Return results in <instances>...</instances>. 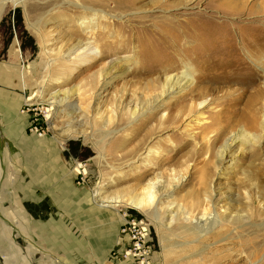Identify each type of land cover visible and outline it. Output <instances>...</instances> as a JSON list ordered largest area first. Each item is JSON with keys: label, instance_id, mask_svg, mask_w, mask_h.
<instances>
[{"label": "rangeland", "instance_id": "obj_1", "mask_svg": "<svg viewBox=\"0 0 264 264\" xmlns=\"http://www.w3.org/2000/svg\"><path fill=\"white\" fill-rule=\"evenodd\" d=\"M5 1L0 18V101L9 103L14 96L21 100L17 114L26 116L21 138L31 140L33 132L49 137L69 124L87 131L68 137L61 151L57 143L39 142H31L38 147L29 151L26 142L24 146L17 137L0 134V157L9 162L8 237L30 243L43 260L67 264L63 251L53 253L39 237L58 232L65 242L72 226L78 244L93 247V264H127L118 257L123 245L117 233L128 216L148 226L146 246L154 264H240L237 240L256 245L254 252L252 247L244 250L246 264H264V72L259 68L264 67V0H99L95 6L83 2L105 13L92 28L89 50L98 53L95 44L107 41L103 57L86 64L76 62L79 50L65 58L57 54L65 55L71 40H87V30L77 35L75 21L90 14L72 4L77 0H23L15 5ZM45 43L53 54L47 71ZM101 64L123 72L97 97L91 91L84 97L73 95L74 112L66 102L47 112L45 100L51 93L60 96L74 87L82 91L88 75ZM23 65L28 67L26 87L19 80ZM184 70L192 72L193 84L183 93L175 87L162 93L164 77L176 78ZM34 91L39 93L30 105L24 96ZM156 96L154 107L129 118L131 107L145 106ZM219 132L220 138L211 143L208 137ZM229 143L218 166L216 151ZM77 163L85 173L73 171ZM154 178L161 186L151 206L161 219L159 228L130 205L121 203L116 212L96 207V199L106 195L141 197L143 186ZM199 182L206 183L207 192ZM205 193L211 203L224 205L227 213L242 219L231 225L224 219L205 231L212 207L205 201L192 205L197 197L208 199ZM43 196L50 207L45 214L21 210L25 205L37 210ZM59 218L61 229H43ZM101 219L106 224L98 222ZM29 224L37 227L27 228ZM225 226L227 230L220 228ZM212 239H221L223 245L208 247ZM87 251L78 254L79 264H85L82 254ZM23 256L27 259L28 254Z\"/></svg>", "mask_w": 264, "mask_h": 264}, {"label": "bare ground", "instance_id": "obj_2", "mask_svg": "<svg viewBox=\"0 0 264 264\" xmlns=\"http://www.w3.org/2000/svg\"><path fill=\"white\" fill-rule=\"evenodd\" d=\"M23 0H10L11 3H13L14 5L19 3V2H22ZM5 0H0V18H1V15H2V11H3V7H4V4H5ZM69 2V1H68ZM83 2H89L91 5L95 6V5H99L100 2L99 0H77L75 2H72V4L75 6V7H78L82 12H87L88 14H90L89 16L88 15H82V17L80 18H77V20L75 21V24L77 25L76 26V29H77V35H81L83 33V31L87 30L86 31V35H87V40L85 41H81V40H71L70 42V49L68 47V52L65 53L64 55V51L61 53V52H57L62 54L59 58L61 57H68L70 56V54L74 51V50H79L80 52V55L78 58H76V62L78 64H86L87 62H92L94 60H97L99 58H102L103 56H101V53H102V50L103 49L102 47L104 46H107V41L106 40H103V44L99 45V44H95V46L97 47L98 49V53H96L95 51H90L89 49V43H90V40L88 38H90L91 36L94 35V31L92 30V28H94L96 26V20L98 18H101L103 19L104 16H105V13L102 11V10H98L96 8H94L93 6H89V5H85L83 4ZM78 19H80V22H78ZM36 31H39L37 28H35ZM76 33V32H75ZM41 45V44H40ZM43 45V44H42ZM46 43L45 45L43 46V50H42V53L44 55H46V63H45V66H46V71L49 69L50 65H51V61H53V54L51 53V50L46 48ZM15 50L17 51V46H15ZM184 63H186V61H184ZM31 65V64H30ZM35 67V66H34ZM111 68H113L112 66L110 67L109 65L107 64H101L97 70L95 71H92L88 77H87V82H86V85L87 87L84 88L82 91L79 89V87H74V88H71V89H68L67 91H61L60 92V96H59V92L55 91L53 93H51L50 97H48L45 101L47 102V104L50 105V108H48L47 112H49L52 108L51 106L53 105H57L58 103H65V106L66 107H70V112H74L76 107L75 105L71 104V97L73 95L76 94V96L78 95V98L79 96H82L84 97L83 95H88L89 94H93V97H97L98 95H100L101 93H103L106 89V87L111 83V81L117 77H119L120 74H122L123 71H118L116 72V68H113V72H111ZM193 68V66H192ZM263 72H264V67H259ZM26 69V70H25ZM28 67L23 65V70H22V73L20 74L19 76V80H20V83L22 85V87H26V83H27V80H28V76H27V73H24L25 71H27ZM35 70V69H34ZM51 71V70H50ZM29 74V73H28ZM32 74V73H31ZM47 76V74H46ZM49 76L51 77L50 73H49ZM181 77V78H180ZM52 78V77H51ZM47 79V78H46ZM49 79V78H48ZM193 84V77H192V72L190 70H184L182 73H181V76H177L176 78L174 77V75H166L164 77V90L162 91V93H168V92H172L173 88L174 90L179 94V93H183L185 92V90L187 88H189L191 85ZM36 89V88H35ZM40 91V96L41 94V91L42 90H39ZM39 91H37V93H39ZM81 91V92H80ZM88 91H91L88 92ZM35 92V91H34ZM32 92L28 95H26V97L24 96V101H27L30 103V105H35V100H37V93L35 92ZM88 92V93H87ZM157 97H154L153 99H151L145 106H142L140 108L136 107V106H133L129 109V118L131 120H134L136 119L140 114H142L144 111H147V109H151L152 107H154V102L157 100ZM256 99H258L260 96L257 94L256 96H254ZM264 97V96H263ZM81 99V97H80ZM34 102V103H33ZM82 111L84 112L85 110L82 109ZM254 111H252V115L251 117H249V121L252 123L254 118H253V114H254ZM25 113V112H24ZM73 114V113H72ZM99 117H101V115H99ZM201 125L203 126L204 125V122L202 120V123ZM79 126L78 125L77 127H74V125L72 124H69L66 126V129H61L60 132H57V131H53V135L52 136H47L46 134L44 135H41V134H37L36 132H33L31 136L35 141H33V139H27V137L25 138H21L18 139V144L20 143H24L23 145L25 146V142L29 145V151L31 150V148H36L38 147L37 146H32L31 144H37L38 142L41 144H45V145H53L54 143H57L59 145V149L60 151L63 149V145L65 143V141L68 139V137L70 136H76V135H86L87 131H85V128L84 129H79ZM221 132H219L218 134H214L212 136H209L208 137V140L211 142V143H215L216 141L215 140H218L221 136ZM215 141V142H214ZM229 141H232V138H230ZM32 142V143H31ZM210 143V145H212ZM22 145V146H23ZM230 143L227 144V145H224L222 146V149L219 150V151H216V153H218V159H217V163H218V166L221 164V162L225 159L226 155H227V149L229 147ZM21 147V146H20ZM221 147V145L218 146V148ZM45 150V149H44ZM47 151V150H46ZM28 153V152H27ZM225 153V155H224ZM29 154V153H28ZM54 154V153H53ZM52 154V155H53ZM50 157V156H49ZM101 158V155L99 156ZM57 158V156H56ZM58 159V158H57ZM29 162V161H27ZM73 171L77 172V173H85V169H83V166L82 164L80 163H77L76 166L74 167ZM32 171H28V178L29 176L31 175ZM27 175V174H26ZM180 177H178L179 179ZM177 179V180H178ZM29 183V181H28ZM200 184L203 185V189L205 192L206 189H208V187H206V183L204 182H199ZM161 190V186L159 185V181H157V179H151L149 180L144 186H143V194L141 197H132V196H126L124 197L123 195H106L104 197H100L98 199H96V207L98 209H108V208H113L112 210H115V207L119 206L121 203H124L126 205H130L132 208L138 210V211H141L145 214H147V216L151 217L153 223L157 226V228H159L161 226V219L158 215L157 212H155V210L153 208H151V206L153 205L154 201L157 199V197L159 196V191ZM201 191V190H200ZM209 192V191H208ZM207 194V193H205ZM198 195V194H197ZM208 195V194H207ZM206 195V196H207ZM200 196V195H199ZM210 195L207 196V198L209 197ZM204 203L205 201V205H208L209 207L211 206L212 207V214H211V217L209 218L208 222L206 223V227H205V231L209 232V230H211L213 228V226L217 223V222H221V220H226L228 219V221L226 222V224H233V223H237L238 221H240L242 219V215H239V214H235L234 216H231L230 215V211H228V213L226 212L227 209L224 208V205H219L218 207L216 206V203L213 204L211 203V198H201V199H198V197L196 198V201L192 204V205H195L196 203ZM202 203V204H203ZM197 205V204H196ZM195 205V206H196ZM194 206V207H195ZM204 208V206H202ZM208 208V207H207ZM223 208V209H221ZM196 209V208H195ZM246 211V210H245ZM247 212H249V210L247 209ZM251 212V211H250ZM246 213V212H245ZM206 214V213H205ZM204 214V215H205ZM210 214V213H209ZM250 214V213H249ZM248 215V214H247ZM125 215L121 216V218H123ZM224 216V217H223ZM126 217V216H125ZM124 217V218H125ZM195 217V216H194ZM112 218V217H111ZM173 218V217H172ZM246 218V217H244ZM204 219V218H203ZM206 220V219H204ZM228 225V226H229ZM228 226H225V227H220L221 229L223 230H227V227ZM164 227V226H163ZM199 227H201L199 225ZM195 228V227H194ZM198 228V227H197ZM188 229V228H187ZM178 230V229H177ZM204 231V232H205ZM200 232H203L200 231L197 232L198 235H200ZM213 235V234H212ZM229 236V235H228ZM231 237V236H230ZM227 238V237H226ZM197 239V238H196ZM195 239V240H196ZM203 239V238H202ZM209 239V238H208ZM231 240H229V242L235 244L237 243L238 245V255H239V259H240V264H246V261L249 259V256L245 254L244 250L247 249V250H250L251 247H252V250L251 252H254L255 250H253V248L256 246L255 243L252 241V242H249V241H238L235 242L233 240V238H230ZM241 239V238H240ZM194 240V238H193ZM214 239H212L213 241ZM245 240H247L245 238ZM210 241V240H209ZM206 242V241H205ZM228 242V243H229ZM196 243V242H195ZM217 244H221L223 245V242H221V239H217L216 241H213L211 242L210 244H208V247L211 246L213 248V245H217ZM230 244V243H229ZM221 245H218L214 248H217ZM236 245V244H235ZM187 246V245H186ZM191 246V245H190ZM201 247H204V246H201ZM250 248V249H248ZM219 249V248H218ZM228 249V248H227ZM201 250V249H200ZM203 250V249H202ZM213 250V249H212ZM225 250V249H224ZM215 252V251H213ZM250 252V253H251ZM200 253V252H199ZM208 253V252H207ZM235 253V252H234ZM248 253V252H247ZM249 253V254H250ZM214 254V253H213ZM233 254V253H232ZM207 255V254H206ZM188 256V255H187ZM193 259V258H192ZM196 259V258H194ZM199 259V258H198ZM238 259V260H239ZM202 260V259H201ZM222 261V260H221ZM200 262V261H199ZM203 264L205 262H202ZM207 264V263H205ZM221 264V263H220ZM233 264V263H232Z\"/></svg>", "mask_w": 264, "mask_h": 264}, {"label": "crops", "instance_id": "obj_3", "mask_svg": "<svg viewBox=\"0 0 264 264\" xmlns=\"http://www.w3.org/2000/svg\"><path fill=\"white\" fill-rule=\"evenodd\" d=\"M3 97L7 99L9 95L7 97L6 96H3ZM2 101H5V100L0 101V134L4 135L3 137L5 139L6 137L10 138L11 140L15 137H17V139H21V136L24 134L23 127L26 126V125H22L23 119H25L24 117L26 116L17 114L18 104L19 102H21V100L17 96H14L12 98L10 97L9 103L7 101L2 103ZM9 134L11 135V137ZM8 163H9L8 159H6L5 157H0V262L2 263L4 262L3 264H54L55 262L53 263L48 260H43L41 258L42 253L36 254L35 249L30 247L31 246L30 243L27 245L24 242L20 243L19 242L20 239L10 238V235L9 237L7 235V233L9 232L7 233L5 232V229H6L5 226H7L6 223L8 220L7 214L9 212L8 201L10 200L8 181L6 178L7 170H8L7 168ZM19 187H20L19 185H16L17 189H19ZM19 191H20L19 195L23 196L24 192H22V190H19ZM36 207H37V210H35V208H30L25 205L24 208L22 207L23 209L21 210L26 212L27 215L29 214V212L30 213L39 212V213L45 214V212L48 211L50 208L46 204L45 196L42 197V200L39 199L38 206ZM16 211L18 212V209ZM99 214H100V211L94 210V216H99ZM90 215H93V212H91ZM60 219L61 218H59L58 220L52 219L48 221L49 227H43V229H55V230L61 229V224H63V222ZM102 220L103 219H101V221L98 220V222H101V224H106L105 222H103L104 220L103 221ZM40 224L41 222L39 221V225ZM72 225L74 226V223ZM36 227L37 226L33 224L32 226L29 224L27 228H36ZM69 228L71 229L70 237L65 242L60 237H58L59 233L54 230L56 233H54V235L49 233L48 238H46L45 235L43 237H39L40 243H42V238H43L44 244H48L47 246L48 250L49 248H51L53 253L58 252L60 250L63 251L65 255L64 260L68 262L67 264H79L78 254H81L82 252L88 250L87 252L82 254L84 257L85 264H93V257H94L93 250L94 249L91 246L93 245V243L89 241L91 247H86V245H89V244L84 243V242H83L84 245L82 244L79 245L78 244L79 242L77 240V232L75 231V233L72 234V226ZM69 228L67 227L66 229H69ZM90 228L92 229L94 227L90 226L88 229ZM118 234H119V229H118L117 236H119ZM80 248L84 249V251L78 252ZM25 252L28 254L27 259L23 258L24 257L23 253ZM123 264H126V263H123ZM127 264H130V263L128 262Z\"/></svg>", "mask_w": 264, "mask_h": 264}, {"label": "built area", "instance_id": "obj_4", "mask_svg": "<svg viewBox=\"0 0 264 264\" xmlns=\"http://www.w3.org/2000/svg\"><path fill=\"white\" fill-rule=\"evenodd\" d=\"M124 218L119 229V241L123 247L118 253L122 261L130 264H154L149 247L146 246L149 240L148 226L144 222H134Z\"/></svg>", "mask_w": 264, "mask_h": 264}]
</instances>
